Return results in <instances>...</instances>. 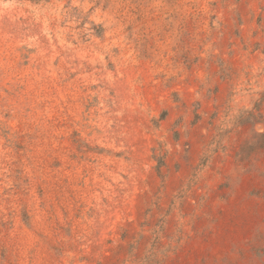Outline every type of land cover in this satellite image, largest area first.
<instances>
[{
  "label": "rangeland",
  "instance_id": "1",
  "mask_svg": "<svg viewBox=\"0 0 264 264\" xmlns=\"http://www.w3.org/2000/svg\"><path fill=\"white\" fill-rule=\"evenodd\" d=\"M0 264H264V0H0Z\"/></svg>",
  "mask_w": 264,
  "mask_h": 264
}]
</instances>
